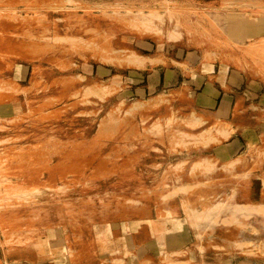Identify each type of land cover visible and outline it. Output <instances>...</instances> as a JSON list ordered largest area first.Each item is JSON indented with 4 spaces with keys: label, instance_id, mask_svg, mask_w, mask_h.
<instances>
[{
    "label": "rangeland",
    "instance_id": "374dc122",
    "mask_svg": "<svg viewBox=\"0 0 264 264\" xmlns=\"http://www.w3.org/2000/svg\"><path fill=\"white\" fill-rule=\"evenodd\" d=\"M225 1L0 0V264H145L102 255L98 235L155 245L165 221L195 229L201 264H264L261 74L248 66L227 115L206 119L122 87Z\"/></svg>",
    "mask_w": 264,
    "mask_h": 264
},
{
    "label": "crops",
    "instance_id": "0c3cea01",
    "mask_svg": "<svg viewBox=\"0 0 264 264\" xmlns=\"http://www.w3.org/2000/svg\"><path fill=\"white\" fill-rule=\"evenodd\" d=\"M213 7L216 9V6ZM221 8L222 15L214 16L213 20L206 19L203 21L205 23L198 27L199 31L195 30V40L185 39L184 34L180 38V34L170 32L171 39H180H164L157 43L156 47L151 45V50L148 49L151 52L142 55L160 56L162 60L156 63L146 61L144 67H134L141 70L135 72V76H132L134 78H129L134 87L123 85V89L137 94L136 99L140 98L138 101H142L141 99L150 93L163 91L170 100H181L204 119L212 113L224 114L221 117H225L234 102L237 89L243 83L241 72L248 70L250 66L255 76L261 74L264 78V52L254 51L256 47H264V0H229L225 1ZM213 35L222 37L224 43L226 39L230 41L228 45H224L232 51H235L237 46L242 57L216 47L217 40ZM244 45L251 47L252 51L247 52L243 49ZM143 47L147 49L148 46ZM20 52H17L19 58L28 55L24 50ZM99 70L101 77L110 73L105 67L97 69V72ZM251 82L258 84L255 80ZM263 95L264 90L260 95V102ZM160 224L163 234L154 232L158 233L155 237L152 233L155 245H149L150 240L137 245L132 238H127L135 237L137 232L124 231L125 234L119 233V238L115 240L111 238L113 232H102L98 235L100 252L104 256H110L113 252L123 255L128 250L131 255L138 254L144 262L146 261L145 264H167L165 256L173 259L176 264L202 263L195 259L194 228L187 223H180L178 228H174L171 221Z\"/></svg>",
    "mask_w": 264,
    "mask_h": 264
},
{
    "label": "bare ground",
    "instance_id": "6f19581e",
    "mask_svg": "<svg viewBox=\"0 0 264 264\" xmlns=\"http://www.w3.org/2000/svg\"><path fill=\"white\" fill-rule=\"evenodd\" d=\"M171 35H172V34H171ZM173 35H174V34H173ZM68 40H69V39H68ZM72 42H73V41H72ZM134 58H135V56H134ZM134 58H133V59H134ZM136 59L139 60V58H136ZM136 59H135V60H136ZM140 61H141V60H140ZM143 61L145 62L146 60H143ZM143 61H142V62H143ZM136 62H137V61H136ZM143 64H144V63H143ZM95 90H96V89H95ZM98 90H99V89H98ZM161 97H162V95H161V94H158V95H156L155 97H153L152 100L160 99ZM134 105H137V102H136ZM101 130H102V128L99 130V132H100ZM191 137H192V136H191ZM246 208H247V207H246ZM257 210H258V208H257ZM237 211H239V210H237ZM237 211H236V212H237ZM236 212H235V213H236ZM242 212H243V211H242ZM242 212H240V213H242Z\"/></svg>",
    "mask_w": 264,
    "mask_h": 264
}]
</instances>
